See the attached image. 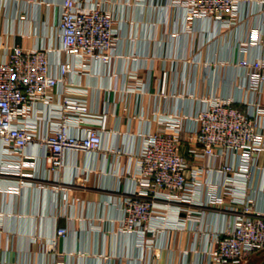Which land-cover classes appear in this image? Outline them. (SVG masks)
<instances>
[{"label": "crops", "instance_id": "0c3cea01", "mask_svg": "<svg viewBox=\"0 0 264 264\" xmlns=\"http://www.w3.org/2000/svg\"><path fill=\"white\" fill-rule=\"evenodd\" d=\"M260 0L243 4V21L229 29L212 19L185 22V10L171 0H90L108 7L116 18L118 38L109 63L92 60L83 71L68 74V84L86 91L92 112L107 115L103 147L94 153L68 151L65 166L53 171L43 150L29 147L31 166L23 176L5 173L10 162L0 147V264H206L215 237L230 217L217 209L190 207L199 219L184 227L160 230L154 255L139 246L134 233L117 229L123 211L119 200L134 187V170L141 149V133H152L163 114L195 116L205 99L256 101L247 88L243 57H264V44L242 53L240 46L255 30L264 41V10ZM61 0H0V54L3 45L26 48L60 44L58 19ZM189 26V27H188ZM58 75L59 54H50ZM164 72L167 87L159 94ZM55 90L58 103L66 89ZM44 115L48 110L42 111ZM73 132V131H72ZM80 134L82 130L75 129ZM121 149L122 154L109 153ZM188 143L183 144L187 155ZM190 164L193 163L188 158ZM264 158L262 159L263 162ZM206 178L219 181L222 175ZM12 183L17 188L12 189ZM249 189L255 208L264 212V172H257ZM165 211V203L157 201ZM177 208V204H172ZM68 230L48 251L56 230ZM166 227V228H165ZM34 237L37 240H34ZM246 264H264V250Z\"/></svg>", "mask_w": 264, "mask_h": 264}, {"label": "built area", "instance_id": "2783aa9c", "mask_svg": "<svg viewBox=\"0 0 264 264\" xmlns=\"http://www.w3.org/2000/svg\"><path fill=\"white\" fill-rule=\"evenodd\" d=\"M89 1L61 0L58 46L3 45L0 147L10 161L4 169L7 174L25 175L22 169L31 166L26 150L32 146L43 150L51 169L57 172L65 166L68 151L94 153L103 147L107 115L92 112L86 91L67 82L69 73L83 71L88 62L109 63L116 57V18L108 7ZM249 1L171 0L170 6L185 10L187 25L195 19H212L229 29L244 20L242 7ZM259 5L264 10V0ZM260 43L264 41L254 29L240 49L249 53ZM52 51L60 57L58 75L52 71ZM239 66L248 73L249 91L258 94L254 102L240 101L245 110L236 105L238 101L205 99L204 108L195 116L161 113L156 130L140 134L134 187L123 192L119 200L123 217L117 221V229L134 233L139 246L151 255L162 226L184 227L186 221L180 212H187V220L199 219L190 207L217 209L231 218L226 229L216 235L206 264H246L264 250V212L255 208L249 193L255 174L264 172V57H243ZM166 79L164 72L160 95L166 92ZM59 85H66L67 90L56 103ZM44 109L47 115L42 113ZM75 129L82 133H74ZM184 143L189 145L187 155L182 151ZM109 153L122 154V150L114 148ZM214 171L222 175L221 180L206 178ZM11 188L17 185L12 183ZM157 201L165 203V211ZM67 233L59 227L47 250L54 251L56 239ZM52 264L65 262L57 256Z\"/></svg>", "mask_w": 264, "mask_h": 264}]
</instances>
